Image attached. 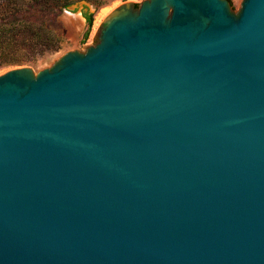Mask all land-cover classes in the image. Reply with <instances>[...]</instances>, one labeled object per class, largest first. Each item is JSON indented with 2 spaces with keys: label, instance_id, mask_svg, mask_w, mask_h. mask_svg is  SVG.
Segmentation results:
<instances>
[{
  "label": "water",
  "instance_id": "95a60500",
  "mask_svg": "<svg viewBox=\"0 0 264 264\" xmlns=\"http://www.w3.org/2000/svg\"><path fill=\"white\" fill-rule=\"evenodd\" d=\"M0 264H264V0L127 1L0 75Z\"/></svg>",
  "mask_w": 264,
  "mask_h": 264
},
{
  "label": "rangeland",
  "instance_id": "374dc122",
  "mask_svg": "<svg viewBox=\"0 0 264 264\" xmlns=\"http://www.w3.org/2000/svg\"><path fill=\"white\" fill-rule=\"evenodd\" d=\"M134 3L142 0H128ZM231 8L239 12L243 0H228ZM127 1L114 0L103 7L97 8L93 3L80 1L68 9H63L55 15H32L29 19L31 25V34L26 33L19 37L16 48L8 61L16 63L15 65L0 68V75L17 68L27 66L32 68L35 73L48 69L64 54L71 51H81L92 43L100 31L97 27L95 33V23L98 16L104 9L115 10L118 6ZM94 14V22L91 28L88 27L84 13ZM98 15V16H97ZM38 31L39 35L35 32ZM88 34V35H87ZM21 62V63H17Z\"/></svg>",
  "mask_w": 264,
  "mask_h": 264
},
{
  "label": "trees",
  "instance_id": "16d2710c",
  "mask_svg": "<svg viewBox=\"0 0 264 264\" xmlns=\"http://www.w3.org/2000/svg\"><path fill=\"white\" fill-rule=\"evenodd\" d=\"M80 1H88L100 8L114 0H0V68L16 64L7 58L12 56L14 51L20 50V47L16 48L19 37L33 32L31 30L33 23L29 20L32 19V15H55ZM84 17L91 28L94 14L85 12ZM35 34L40 33L36 31Z\"/></svg>",
  "mask_w": 264,
  "mask_h": 264
},
{
  "label": "bare ground",
  "instance_id": "6f19581e",
  "mask_svg": "<svg viewBox=\"0 0 264 264\" xmlns=\"http://www.w3.org/2000/svg\"><path fill=\"white\" fill-rule=\"evenodd\" d=\"M112 9H104L101 14L98 16V18L96 19V23H95V33H96V29L97 27H101L102 23L104 22L105 18L110 15L112 13Z\"/></svg>",
  "mask_w": 264,
  "mask_h": 264
}]
</instances>
